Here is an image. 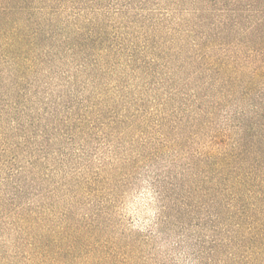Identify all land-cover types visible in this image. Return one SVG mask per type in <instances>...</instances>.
<instances>
[{"label":"trees","instance_id":"16d2710c","mask_svg":"<svg viewBox=\"0 0 264 264\" xmlns=\"http://www.w3.org/2000/svg\"><path fill=\"white\" fill-rule=\"evenodd\" d=\"M142 181L191 264H264V0H0V264H145Z\"/></svg>","mask_w":264,"mask_h":264},{"label":"rangeland","instance_id":"374dc122","mask_svg":"<svg viewBox=\"0 0 264 264\" xmlns=\"http://www.w3.org/2000/svg\"><path fill=\"white\" fill-rule=\"evenodd\" d=\"M162 202L153 194L145 181L135 188L121 205L117 220L127 233L147 234L153 229L148 248L145 247V264H191L193 260L191 230L177 222L175 211H167L168 224L160 232L154 227L162 212ZM170 217L172 220H170Z\"/></svg>","mask_w":264,"mask_h":264}]
</instances>
